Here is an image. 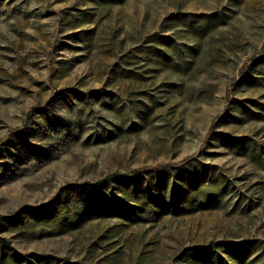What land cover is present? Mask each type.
Here are the masks:
<instances>
[{
	"label": "rangeland",
	"instance_id": "obj_1",
	"mask_svg": "<svg viewBox=\"0 0 264 264\" xmlns=\"http://www.w3.org/2000/svg\"><path fill=\"white\" fill-rule=\"evenodd\" d=\"M191 159L226 177L204 210L129 224L59 194ZM0 244L4 264H264V0H0Z\"/></svg>",
	"mask_w": 264,
	"mask_h": 264
},
{
	"label": "trees",
	"instance_id": "obj_2",
	"mask_svg": "<svg viewBox=\"0 0 264 264\" xmlns=\"http://www.w3.org/2000/svg\"><path fill=\"white\" fill-rule=\"evenodd\" d=\"M214 168L213 164L195 159L182 165L136 168L126 173L107 174L98 181L71 182L60 188L59 194L75 192L78 197L72 202L73 206L78 207L79 203H83L103 218L122 219L129 224L154 223L170 213L187 214L204 210L213 199H218L213 189L204 184L211 180L221 188L225 187L226 177L220 173L215 175ZM51 209L45 207L41 211L25 207L30 216H41L43 221L54 216ZM76 215L79 217V213ZM4 219L15 223L24 218L17 211ZM68 220L64 217L62 222ZM72 223L74 221L67 224L70 226ZM0 248H3L1 244ZM0 264H4V254L0 255Z\"/></svg>",
	"mask_w": 264,
	"mask_h": 264
}]
</instances>
